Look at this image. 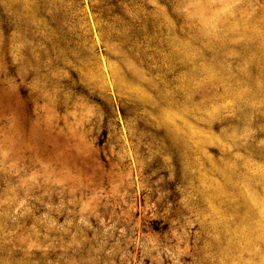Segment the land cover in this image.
I'll return each mask as SVG.
<instances>
[{
    "label": "rangeland",
    "instance_id": "rangeland-1",
    "mask_svg": "<svg viewBox=\"0 0 264 264\" xmlns=\"http://www.w3.org/2000/svg\"><path fill=\"white\" fill-rule=\"evenodd\" d=\"M0 264H264V0H0Z\"/></svg>",
    "mask_w": 264,
    "mask_h": 264
}]
</instances>
